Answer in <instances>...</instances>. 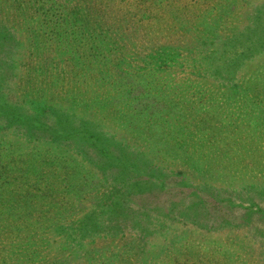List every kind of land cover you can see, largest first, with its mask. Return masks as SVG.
Here are the masks:
<instances>
[{
  "label": "trees",
  "instance_id": "obj_1",
  "mask_svg": "<svg viewBox=\"0 0 264 264\" xmlns=\"http://www.w3.org/2000/svg\"><path fill=\"white\" fill-rule=\"evenodd\" d=\"M259 8L257 20L255 22L253 18V23L259 24L256 25L260 28L259 33L264 35V1ZM91 11L82 0H0V181L5 179L0 183V226L10 232L35 230L16 242L21 246H11L15 252L1 251L4 258L1 264H17L19 261L26 264V259L49 258L44 250L35 251V247L49 248L55 255H68L69 261H78L79 264L107 261L118 264L117 260L128 257L129 247L143 256L148 251L149 238L159 236L167 240L168 236L163 234L168 230L167 223L171 224V218L176 216L171 215L173 212L185 218H201L202 223L197 226L210 230L212 220L205 217L198 195L212 196L214 191L225 193L215 190L212 186L215 184L231 187L226 191L231 201L236 200L232 198L250 200L242 207L244 224L251 223L253 216L264 215L261 206L264 200V156L261 155L259 165L243 163L247 156L259 151L255 147L261 138L255 141V134L260 136L263 133L260 122L254 128L250 118L252 112H256L264 120V88L252 91L255 87L250 84L252 74L245 78L238 75V69L234 68L239 58L231 59L233 64L227 68L223 59L207 61L206 57L199 59L193 53V62L185 64L191 71L196 68L194 75L207 77L209 81L220 83L219 88L222 84L225 88H217L207 101L202 91L199 96L185 95L184 101L180 98L185 91H179L180 97L175 99L182 105L186 118L194 115L199 119L192 110L207 116L204 120L199 119L202 125L199 135L203 139L199 137L194 145L197 153H189L182 139L184 143L180 151L151 148L154 151L147 158L145 156L151 150L147 149L143 154L134 151L139 148L134 142L137 138L128 132L121 130L118 133L112 127L104 131L108 125L107 117L102 116L103 109L122 104L107 106L102 102L114 99H102L99 92L90 93L96 91L91 88L101 87L102 83L118 81L111 73L115 72L112 69L115 65L108 66L107 59L97 57L99 53H78L79 45L70 41L75 35L77 39H83L84 31L90 32L89 37L93 38L97 32L95 27L103 33L112 31L111 24H97ZM20 30L26 38L24 47L18 39ZM261 40L264 42L263 36ZM259 47L264 49V44ZM15 53H20V57ZM117 57L121 58V55ZM185 64H182L184 68ZM68 66L77 70L66 71ZM16 69L20 70L18 75L13 73ZM31 76H35V80ZM157 80L163 84V80ZM86 98L93 99L88 101ZM118 98L122 97L115 99ZM182 124L163 121L160 125L162 133L176 135V131L184 129L185 124ZM241 126L244 127L240 132L242 140L237 138ZM212 127L213 136L209 131ZM203 143L216 146L213 151L205 152ZM45 153L54 164L50 175L35 170V161ZM128 153L136 158V162L126 160ZM19 166L29 175L17 173ZM130 170L134 171L132 179L126 177ZM5 173L9 174L7 178H4ZM54 173L58 174L55 176ZM35 175L37 181L43 180L41 183L51 182L46 191L35 190ZM82 175L84 182L90 183L87 190H83L82 181L77 179ZM177 181L179 189L188 190L189 197L199 203L192 205L193 211L156 207L143 213L141 208L132 210L134 204L128 209L119 204L130 198L128 192L124 196L118 192L122 187L134 186L130 189L139 192L140 197L157 196ZM243 181L250 183L241 188L239 183ZM27 182L30 184L26 192L31 189L42 192L39 198L46 199L34 221L26 212L35 211V200L9 198L15 190L25 191L19 186ZM53 192L64 193L65 200L52 198ZM185 205L183 200L180 206ZM198 213L200 216L195 217ZM192 224L195 225L194 221ZM57 246L69 250L56 251Z\"/></svg>",
  "mask_w": 264,
  "mask_h": 264
},
{
  "label": "rangeland",
  "instance_id": "obj_2",
  "mask_svg": "<svg viewBox=\"0 0 264 264\" xmlns=\"http://www.w3.org/2000/svg\"><path fill=\"white\" fill-rule=\"evenodd\" d=\"M263 1L82 0L84 4L88 5L89 9H92L91 12L97 24L98 22H105L111 24L110 30L112 29L111 32L103 33L95 27L97 32L92 35L93 38L95 37L93 39L89 37V35L91 36L90 32L84 31L83 28V39H77V35H75L70 40L72 44L79 45L78 53H83L82 55L89 52L99 53L97 57L107 59L108 66L115 65L112 67L115 72L113 70L111 73L117 76L115 80L118 81L102 83L101 87L91 88V90L96 89V91L90 93L99 92L102 99H114L102 102L106 103L107 106L117 103L122 104L110 109H103L102 116L107 117L106 123L108 125L104 127V131H109L112 127L118 133L121 130L128 132L137 138L134 142L138 143L139 148L134 151L140 154L145 153L147 149L151 150V148H160L161 151H169V149L180 151V149H183L182 144L184 142H181L182 139L185 141V148L189 153H197L194 145L199 137L203 139V136L199 135V132H202L199 129L202 127L199 119L204 120L207 116L199 115L196 110H192L199 119L194 115L186 118L183 116L184 109L182 105L176 102L175 99H179L182 91H185V93L184 96H181V101L186 100L185 95L191 97L195 94L199 96V92L202 91L205 94L204 99L207 101L217 88L221 90L225 88L223 84L219 88L220 83L209 81L207 77L198 78L194 75L196 68L191 71L190 66L185 62L192 63L194 53L199 59L206 57L207 61L216 58L223 59L225 66L228 68L231 59L236 60L239 58L237 66L234 68L238 69V75L245 78L252 74L250 84L255 85L252 91L257 88L263 89L264 49L259 46L264 44L261 40L262 36L264 39V35L259 33L260 28L258 29V26H256L259 24L253 23V18L255 22L257 20L258 10ZM70 3H73V1H70ZM22 31L20 30L18 39L24 47L26 38ZM100 53H103V56H100ZM15 54L18 55V58L20 57V53ZM117 55H121V58H118ZM246 56L249 58H246ZM183 63L185 68L182 66ZM117 64H119V67L116 66ZM0 67L2 68V66ZM72 70L77 69L70 66L66 68V71ZM11 71L8 73L12 74ZM19 72V69L13 71L16 75ZM12 76L15 75L12 74ZM34 77L31 76V78ZM157 78L163 80V84ZM189 78L190 80H188ZM8 86L10 89L13 88L10 85ZM114 94L122 98L117 100ZM89 99L93 98H86L88 101ZM234 105L237 108V104ZM121 107L124 108L120 112ZM250 119L253 120V126H259L260 122L259 127L263 135L258 136L257 133L255 134V141L259 139L258 137L261 138L255 147L259 151L251 153L250 156L244 159L243 163L259 165L260 157L262 161L261 155L264 156V120L262 119V121L256 112H252ZM163 121H173L179 125L183 123L185 126L184 129L176 131V135L171 133L166 135L162 133L160 125ZM238 122L242 124L240 119ZM242 126L237 136L241 140L240 132L244 128ZM93 131H95V127ZM209 131L213 136L214 127ZM218 142L219 140H217L216 145ZM202 145L205 152L213 151L216 146L207 143ZM108 149L112 150L111 148ZM153 151L154 149L149 151L145 157L148 158ZM159 154H164V152ZM252 155L253 158H251ZM39 157L40 159L35 161V170L41 171L43 174L49 173L50 169L54 167L50 156L45 153ZM86 157L88 158V156ZM47 159L51 161L50 164ZM126 160L130 163L136 162V158L131 153H128ZM69 166L72 167L73 163ZM19 168V171L16 170L17 173H26L22 171L23 167L19 166ZM138 169L135 168V170ZM26 174L29 175V173ZM57 174L54 173L55 176ZM7 175L9 176L5 173L4 178H7ZM36 177L37 175H35V190L39 188V191H46L51 182L41 183L43 180L37 181ZM126 177L132 179L134 171H128ZM77 179L82 181L83 190L89 188L90 183L84 182L86 181L84 175L77 177ZM249 183L243 181L239 183V186L243 188ZM28 184L30 183L27 182L19 186L25 191L15 190L9 198L35 200V211L26 212L29 215L28 217H32V221H34L40 212V205L46 199L45 197L39 198L42 192L36 193L32 189L26 192V187H29ZM177 184L178 181L175 184L172 182L168 190L157 196L143 197L137 194L139 192L136 193L134 189H130L134 186L122 187V191L118 192L122 193L123 196L128 192L130 198L127 202H119V204L121 203L125 209L134 204L131 209L141 208L140 211L143 213L150 212L152 208L156 207L169 208L171 211L178 208L193 211L195 208L192 205L199 203L194 198L189 197L190 192L188 190L184 188L180 190V186ZM212 186L215 190H222L225 193L216 191L217 194L214 191L211 193L212 196L198 195L203 204L205 217L212 220L210 230L208 228L204 230L197 226V223H202L200 222L201 218L194 219V216L185 218L173 212L174 214L171 215L176 216H173V219L171 218V224L167 223L168 230L166 234H163V236H168L167 240L159 236L149 238L147 241V244H149L148 251L143 256H139L135 253V250L129 247L126 255L128 257L117 260L118 264H187L188 262L190 264H264V215L253 216L251 217V223L244 224L242 221L244 213L242 207H244V203L249 204L250 200L232 198L236 200L231 201V197L226 192L231 187L216 184ZM59 193L61 192L59 191ZM51 196L58 201H64L66 198L64 193L57 194L53 192ZM183 200L186 201L185 206L187 207L180 206V203L183 204ZM175 204L177 207L174 206ZM261 206L264 207V200H262ZM181 211L186 212L185 210ZM199 214L195 217L200 216ZM193 221L195 225L192 224ZM11 231L0 226V253L3 250L9 253L15 252L11 249V246H21L16 242L30 236L29 233L35 232V230L27 231L24 229ZM162 233H165V231ZM40 250H44L43 252L48 254L49 258L35 259V261L26 259V264H79L78 261H69L70 257L68 255H55L49 248L35 247V251ZM55 250L67 252L69 249L57 246ZM2 259L4 258L0 255V264L3 261ZM22 263L23 261L17 262V264ZM103 264H114V262L107 261Z\"/></svg>",
  "mask_w": 264,
  "mask_h": 264
}]
</instances>
